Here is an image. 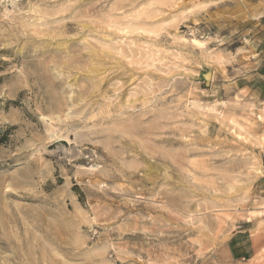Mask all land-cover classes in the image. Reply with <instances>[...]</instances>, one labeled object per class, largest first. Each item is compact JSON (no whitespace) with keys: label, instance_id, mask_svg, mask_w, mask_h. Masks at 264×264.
<instances>
[{"label":"rangeland","instance_id":"rangeland-1","mask_svg":"<svg viewBox=\"0 0 264 264\" xmlns=\"http://www.w3.org/2000/svg\"><path fill=\"white\" fill-rule=\"evenodd\" d=\"M262 5L0 0V264H264Z\"/></svg>","mask_w":264,"mask_h":264},{"label":"crops","instance_id":"crops-1","mask_svg":"<svg viewBox=\"0 0 264 264\" xmlns=\"http://www.w3.org/2000/svg\"><path fill=\"white\" fill-rule=\"evenodd\" d=\"M261 9H262V12H264V5H262ZM255 211L258 212L257 210H255ZM260 211L263 212L264 208H260L259 212ZM237 235L238 234H235L233 238L237 239ZM250 240L252 241V245H251L250 249H248L245 254L241 255V257L243 256L244 259H245V257H253L257 253L264 250V235L256 236L255 234H251Z\"/></svg>","mask_w":264,"mask_h":264}]
</instances>
